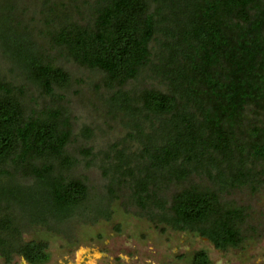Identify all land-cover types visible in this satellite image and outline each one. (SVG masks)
Listing matches in <instances>:
<instances>
[{
    "label": "trees",
    "instance_id": "trees-1",
    "mask_svg": "<svg viewBox=\"0 0 264 264\" xmlns=\"http://www.w3.org/2000/svg\"><path fill=\"white\" fill-rule=\"evenodd\" d=\"M81 3L0 0V58L22 78L0 71V258L46 262L47 243L23 234L69 238L76 217L108 221L123 194L151 223L217 250L241 248L251 208L227 198L254 194L264 177V0ZM60 60L101 74L88 102L106 125L119 121L122 141L140 145L103 152L107 181L97 192L73 173L79 156L90 164L93 154L69 151L73 111L59 93L81 81ZM145 68L169 90H127ZM187 259L210 264L204 250Z\"/></svg>",
    "mask_w": 264,
    "mask_h": 264
},
{
    "label": "rangeland",
    "instance_id": "rangeland-1",
    "mask_svg": "<svg viewBox=\"0 0 264 264\" xmlns=\"http://www.w3.org/2000/svg\"><path fill=\"white\" fill-rule=\"evenodd\" d=\"M86 1H89V4L93 2L82 0V3ZM150 47L152 60L158 63L157 55L161 44L153 41ZM59 64L68 70L75 80L81 81L80 85L75 83L69 91L59 93L65 94L71 101L73 111L74 132L68 146L69 151L91 148L93 154L87 158L90 164L77 156L81 163L75 167L73 173L84 176L90 188L97 192L107 181L103 168L108 167L109 162L103 159V152L115 144H119V148L127 144L125 146L129 151L135 152L140 149V145L137 142L122 141L127 131L119 121L109 120L106 125L88 102L94 95L92 85L99 84L101 74L80 68L72 62L60 60ZM0 71L6 81L15 83L22 81V78L10 72L8 63L3 58H0ZM140 86H155L168 91L170 84L160 78H153L149 68H145L136 80L128 83L126 89L131 90ZM102 92L104 90L100 91ZM84 128L93 130L91 138H84L81 133ZM95 198L93 196L91 200ZM227 200L251 208V219H248V224L253 232L249 231L250 238L248 237L238 249L217 250L207 239L197 234L176 232L161 224L151 223L138 216L136 207L125 206L124 194L112 201L108 221L102 218L92 221L76 217V225L69 238L37 229L23 234V238L42 239L47 243L49 258L41 264H189L187 258L198 250H204L208 254L210 264H264V177L261 178V186L254 194L237 192L228 196ZM64 229L60 227V230ZM0 264L6 263L0 258ZM8 264L28 263L21 257H14Z\"/></svg>",
    "mask_w": 264,
    "mask_h": 264
},
{
    "label": "water",
    "instance_id": "water-1",
    "mask_svg": "<svg viewBox=\"0 0 264 264\" xmlns=\"http://www.w3.org/2000/svg\"><path fill=\"white\" fill-rule=\"evenodd\" d=\"M81 250H83V249H81ZM77 260V259H76Z\"/></svg>",
    "mask_w": 264,
    "mask_h": 264
}]
</instances>
